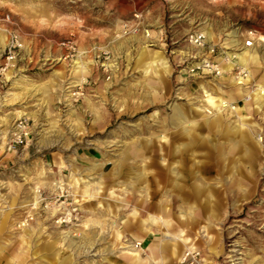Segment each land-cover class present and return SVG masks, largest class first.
Masks as SVG:
<instances>
[{"label": "rangeland", "instance_id": "374dc122", "mask_svg": "<svg viewBox=\"0 0 264 264\" xmlns=\"http://www.w3.org/2000/svg\"><path fill=\"white\" fill-rule=\"evenodd\" d=\"M124 5L0 0V205L7 215L0 264H146L120 252L123 240L133 241L115 236L119 212H138L139 200L158 206L140 208L158 212L153 245L139 246L150 264H264V100L249 97L264 87V0H170L159 25L140 6ZM193 30L246 67L244 97L229 73L187 72L206 54L187 41ZM213 90L223 98L231 92L235 109L214 114ZM181 116L195 120L186 122L190 135L175 140L187 128ZM239 117L243 137L234 133ZM16 129L22 142L8 149ZM161 133L175 145L194 139L187 165L209 161L213 146L227 151L224 167L199 180L215 198L183 199L178 189L190 181L179 169L145 166L152 157L142 142L159 152ZM250 144L255 151L245 153Z\"/></svg>", "mask_w": 264, "mask_h": 264}, {"label": "crops", "instance_id": "0c3cea01", "mask_svg": "<svg viewBox=\"0 0 264 264\" xmlns=\"http://www.w3.org/2000/svg\"><path fill=\"white\" fill-rule=\"evenodd\" d=\"M168 1H170V0H148L147 2H145V3H143L141 5L140 4L141 3L140 0H138V1L137 0H123V2H125L124 8H127V9L128 8H133L135 5H138L143 10H145V12H149L151 20H153V21L155 20L156 21V25H159L161 23L162 15H163V13H162L163 6ZM156 35L159 36L160 33L157 32ZM258 39H260V37ZM144 46L145 45H143L142 47H144ZM251 50H254V49H251ZM251 50H249L250 53L252 52ZM244 52L245 51H243V53ZM155 55H156V57L158 59H162V61L160 63H159L160 60L158 61L160 66L163 69H167L168 65L166 63L165 58L162 56V54L161 53H156ZM143 71H144V69H143ZM232 82H233V79H230V83H232ZM233 84L235 86V93L238 96L244 97L243 90L241 89V86H239L238 82L234 81ZM260 88L264 89V87L258 86L257 89H255L254 91H252L250 93L249 97L253 100V102L264 100V96H259L258 95V89H260ZM204 91H207V90H204ZM208 92H210L211 94L213 93L215 96H219L222 99H224V100H226L227 102L230 103V105L225 107V108H222L220 110L216 109L213 112L214 114H217V112H220V111H222V110H224L226 108L227 109L228 108L235 109V107L231 108L232 107L231 100L233 99V95L231 94V92L227 93L228 94L227 98H223L222 95L219 92L216 93L215 90L208 91ZM247 100L248 99H244L243 107L246 106ZM173 117H177V115L174 114ZM178 117H180V116H178ZM181 118H182L183 121H185V125H186L187 128L180 134V136H175V140H181L185 136L188 137L190 135L191 129H190V127L187 126L186 122H190V121H194L195 120V119L187 120L186 117H184V116L183 117L181 116ZM219 121H220L219 117L215 116L214 118L211 119L210 123L212 125H217L219 123ZM239 121L240 122H238V124L235 125V130L236 131H234V133L239 134V136L243 137L244 135L241 133V131H239V128H240L239 126L243 125L245 123L242 121L241 117H239ZM179 122H181V120ZM159 137H160L159 141L160 142H165L166 146H167V147L165 146L164 150L162 149V146H161L160 147V151H159L160 153L157 151V149H156L155 145L153 144V142L149 143L148 140H145L144 142H142L143 143V145H142L143 147L141 146V148L142 149H146L150 153V155L152 157V160H150L148 162V164H146L145 166L146 167L156 166L160 170H166V173L170 171V172H172L174 174H175V171L177 169H179L180 170V174H181V178L183 180H189L190 181L186 189L184 187H179V189H178L179 195L183 199L193 200L192 202L196 201L200 197H196V198L190 197L191 195L189 194V191L192 188L191 186L199 187V183H200L199 180L201 178L206 177V176H210L211 174H213L215 172V170L224 167L223 160H224L225 152L227 153V151L224 150L222 147L213 146L207 152V158L209 159V161H205V162H202V163L201 162L200 163L192 162L189 165H187L186 164V159L184 158V153L187 150L186 149L187 145L189 146V144L191 142H193L194 139L189 137L190 140L188 141L187 144L180 143V144L175 145L170 140V136H167L166 133H161L159 135ZM255 146L256 145H253V144H250L248 147H247V145H244L243 151L245 153L254 152L255 151ZM179 147H180V149H179ZM228 149H232V146L228 147ZM158 154L162 155V156L166 155L167 156V160L165 162L169 163V164H171V161L173 160V158L175 156L178 157V160L176 161L177 165L176 166H172L170 168L165 167V164H164L165 162L164 163H160V161H156V159L158 157ZM141 166H142V168H144L143 164ZM192 168H195L196 170L193 171ZM193 176H195L197 178V180L195 182H193L194 181L193 180V178H194ZM217 183L218 182L216 181L213 184L217 185ZM207 196L206 195L205 196L202 195L201 197L204 198V199H210V198H215L216 197L215 194H211V195H209V197H207ZM126 199H127L126 195H124L123 198L121 199V201L124 203V205L126 204ZM135 205L138 206V212H136V207H135V209L133 211L126 212V209H125L124 212H119V219H118V223H117L118 224V229L115 231V236L118 233L120 236H122L123 238L128 239L131 242L136 240V239H139L140 242L142 244H144V248H148V247L151 248V246L154 243L153 242L154 232L156 233V229H157L156 222H155V226L152 225V217H157V213L158 212H140L141 211L140 208L141 209H146V210L147 209L151 210V209H154V208L158 209V206H157V204L154 206V204H152V203H145L144 204L143 200H139V202H137V203L135 202ZM188 208L191 209L192 207L189 206ZM8 209L10 210V206H9ZM128 210H130V209H128ZM3 212H5V211L2 208V206L0 205V232L5 227L6 218H7V215L5 213H3ZM146 216L150 217L149 218V224L146 222L147 221ZM147 224L150 226V228H149L150 230H148L150 232H147V230H146L147 229ZM152 229H154V230L152 231ZM119 239H121V238H119ZM123 242H124V244H123L124 247H120L121 249L119 248L120 252H122L123 254L127 255L128 257H130V259L133 260V261L138 260V261L142 262V260H144V261H147L146 264H150L151 263V259L148 260V258L144 259V258L140 257L141 248H134L133 245H131V243H127L124 240H123ZM123 248H125V249H123ZM15 251L17 252V251H20V250L17 249ZM1 264H4V263H1ZM10 264H13V262H11Z\"/></svg>", "mask_w": 264, "mask_h": 264}, {"label": "built area", "instance_id": "2783aa9c", "mask_svg": "<svg viewBox=\"0 0 264 264\" xmlns=\"http://www.w3.org/2000/svg\"><path fill=\"white\" fill-rule=\"evenodd\" d=\"M187 41L194 47L206 48L205 56L201 58L196 65L186 68L189 74L198 71L202 74L221 76L226 72L230 74V76L235 82H239L238 83L239 85L244 84L247 75L246 67L234 62L233 60L235 57L234 53H227L226 51H224V48L222 46L208 45L205 40V35L201 30H193L189 32L187 34ZM15 45H16L15 39H11L10 42L7 44L5 63L3 67L6 66V62L12 57V48H14ZM63 45H65V43H63ZM249 45H250V41L244 42V46H249ZM228 64L231 65H229L228 67ZM3 67L1 69H3ZM23 135L24 133L16 129V131L13 133L12 138L9 140L7 144L8 149H14L18 144H20L22 142ZM57 220H59V223L64 221L62 216L58 217ZM131 244L135 248H139L140 241L135 240ZM184 259L185 258H182L181 261H183Z\"/></svg>", "mask_w": 264, "mask_h": 264}, {"label": "bare ground", "instance_id": "6f19581e", "mask_svg": "<svg viewBox=\"0 0 264 264\" xmlns=\"http://www.w3.org/2000/svg\"><path fill=\"white\" fill-rule=\"evenodd\" d=\"M258 94H260V95H264V89H262V88H260L259 90H258ZM207 102L212 106V107H214V108H216V109H221L222 107H225V106H227V104H224V100L222 99V98H220V97H216V96H211V97H208L207 98ZM179 149H180V147H179ZM164 150V149H163ZM163 152V151H162ZM170 152V151H169ZM170 157V156H169ZM181 158V157H180ZM169 159V158H168ZM194 180H197V178L195 177L194 178ZM192 188L190 189V191H189V194L191 195L190 197H192V198H196V197H201L202 195L203 196H205L206 194V190L205 189H203V188H201V187H193V186H191ZM35 191V193H38V190H34ZM181 194V193H180ZM188 194V193H187ZM207 195L209 196V194L207 193ZM36 197H37V195H36ZM35 197V198H36ZM37 203V200H35V202H34V204H36ZM132 245V244H131ZM134 247V246H133ZM135 248V247H134ZM188 249H190V248H188ZM192 251L191 250H187V251H185L183 254H182V256H181V259L183 258V256H186V255H188L189 253H191Z\"/></svg>", "mask_w": 264, "mask_h": 264}]
</instances>
